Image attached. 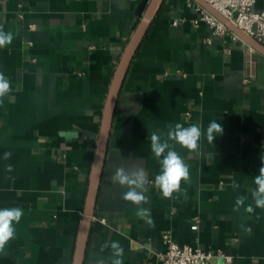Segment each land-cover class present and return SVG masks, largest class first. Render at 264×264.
<instances>
[{"label":"crops","instance_id":"crops-1","mask_svg":"<svg viewBox=\"0 0 264 264\" xmlns=\"http://www.w3.org/2000/svg\"><path fill=\"white\" fill-rule=\"evenodd\" d=\"M140 2L0 0V27L14 37L0 47L11 88L0 104V208L23 209L0 264H73L102 111ZM199 6L164 0L132 62L85 264H110L113 241L124 249L123 264H163L166 234L213 251L208 264H225L218 251L232 255V264H264V209L251 196L264 158V55L231 30L218 35L205 22L195 25ZM263 8L256 0L255 9ZM213 120L223 134L213 143L202 137L196 152L170 141L190 181L172 198L147 186L149 226L122 198L127 188L113 182L115 171L143 168L153 182L160 165L148 136L165 137L176 123L206 132ZM238 196L246 199L236 210Z\"/></svg>","mask_w":264,"mask_h":264},{"label":"clouds","instance_id":"clouds-1","mask_svg":"<svg viewBox=\"0 0 264 264\" xmlns=\"http://www.w3.org/2000/svg\"><path fill=\"white\" fill-rule=\"evenodd\" d=\"M13 34L5 32L0 27V47H5L12 43ZM10 83L3 72H0V104L3 103V98L10 92ZM169 130L165 137L158 132H152L150 139V147L154 156L157 158L160 165V172L150 182L144 169L137 168L135 170L126 171L124 168H118L113 175V182L118 183L122 187H126L122 198L125 201H131L138 206L135 215L146 220L149 226H154V222L150 219V212L142 205L147 203V197L144 195L147 192V186L154 183L165 198H172L173 193H178L181 190V182L190 181V169L184 162L183 157L175 150V142L181 147L186 148L190 152H196L200 148V141L205 137L209 143H213L217 136L223 134L224 128L221 122L211 121L205 131L198 124H191L185 127L182 123H176L173 127L169 125ZM11 153H5L4 158H10ZM262 165L259 169V174L254 177L255 188L251 192L252 200L256 208L264 209V158L261 157ZM7 170L11 171V165L7 166ZM233 189H238L240 185L233 181ZM246 197L238 196L236 199V210L245 204ZM246 211L251 213L254 208L249 204ZM23 215V209L19 207L0 208V254L4 253L5 246L9 241L15 238L16 230L14 223H18ZM107 246V245H106ZM113 250L110 264H123L124 249L118 241L110 243Z\"/></svg>","mask_w":264,"mask_h":264},{"label":"water","instance_id":"water-1","mask_svg":"<svg viewBox=\"0 0 264 264\" xmlns=\"http://www.w3.org/2000/svg\"><path fill=\"white\" fill-rule=\"evenodd\" d=\"M200 5L220 19L233 33L241 38L246 44L264 55V43L248 35L245 31L237 27L230 19L217 11L205 0H196ZM164 0H141L137 15L141 16L133 34L126 44L120 61L115 69L108 95L104 104L101 116L99 136L93 156V162L89 175L87 193L85 197L84 212L82 222L79 226L73 264H85L87 247L91 233L92 220L95 215L97 200L103 170L105 166L107 150L109 146L111 128L118 105L119 97L130 70L132 62L143 44L151 24L158 15Z\"/></svg>","mask_w":264,"mask_h":264},{"label":"built area","instance_id":"built-area-1","mask_svg":"<svg viewBox=\"0 0 264 264\" xmlns=\"http://www.w3.org/2000/svg\"><path fill=\"white\" fill-rule=\"evenodd\" d=\"M217 11L230 19L237 27L257 40L264 41V8L255 9L256 0H205ZM200 14L194 24L205 22L215 34L224 35L231 32L230 29L214 14L199 6ZM177 23V21H175ZM237 37L236 34H234ZM196 231L199 228V219L191 226ZM167 250L161 254L163 264H208L213 251L204 249L198 245L177 242L172 235L166 234ZM225 259V264L233 263V256L222 251L217 253Z\"/></svg>","mask_w":264,"mask_h":264}]
</instances>
